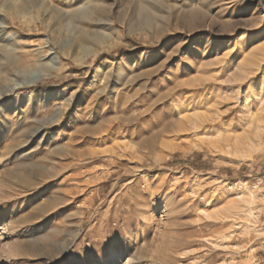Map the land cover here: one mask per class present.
<instances>
[{
	"label": "rangeland",
	"instance_id": "rangeland-1",
	"mask_svg": "<svg viewBox=\"0 0 264 264\" xmlns=\"http://www.w3.org/2000/svg\"><path fill=\"white\" fill-rule=\"evenodd\" d=\"M0 115V264H264V0H0Z\"/></svg>",
	"mask_w": 264,
	"mask_h": 264
},
{
	"label": "bare ground",
	"instance_id": "bare-ground-1",
	"mask_svg": "<svg viewBox=\"0 0 264 264\" xmlns=\"http://www.w3.org/2000/svg\"><path fill=\"white\" fill-rule=\"evenodd\" d=\"M36 55H37V54H36ZM45 59H46V56H44V55H40V56H39V61H44ZM39 61H38V62H39ZM46 61H47V60H46ZM55 63H56V62H55ZM57 65H60V64L57 63ZM55 69H56V70H59L60 67H59V68H55ZM61 69H62V68H61ZM54 72H55V71H54ZM8 73H9L8 75H9L11 78H12V77H15V78L20 77V74H19L20 72H17V73H16V72H11V71H10V72H8ZM40 77H41V76H37V77L34 78L33 80H38ZM21 83H22V82H21ZM19 84H20V83H15V85H17V86H18ZM15 85H13V86L7 88V91L5 92L6 95H7V93H10V94H11L12 92H14V90H16L17 87H15ZM3 115H4V114H3ZM0 116H1V115H0ZM0 160H1V159H0ZM12 184H13V183H12ZM15 184H16V183H15ZM9 185H11V183H10ZM11 187L14 188V185H11ZM12 195H13V194H12ZM14 196H15V195H14ZM36 230H38V228L34 229L33 231L35 232ZM65 250H66V249H65ZM129 251H130V250H129ZM129 251H128L127 249L125 250V252L128 253V254H129ZM130 256H131L130 254L126 256V258H125V260H126V264H133L132 261L129 260V259H130Z\"/></svg>",
	"mask_w": 264,
	"mask_h": 264
}]
</instances>
